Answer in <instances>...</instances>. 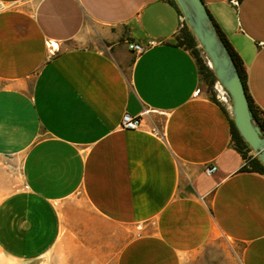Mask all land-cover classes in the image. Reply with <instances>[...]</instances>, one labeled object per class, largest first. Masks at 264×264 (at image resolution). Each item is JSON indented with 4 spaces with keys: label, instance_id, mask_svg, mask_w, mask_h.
<instances>
[{
    "label": "crops",
    "instance_id": "crops-1",
    "mask_svg": "<svg viewBox=\"0 0 264 264\" xmlns=\"http://www.w3.org/2000/svg\"><path fill=\"white\" fill-rule=\"evenodd\" d=\"M202 1L264 115V0ZM178 17L171 0H0L1 255L264 264V174L245 169Z\"/></svg>",
    "mask_w": 264,
    "mask_h": 264
},
{
    "label": "water",
    "instance_id": "water-1",
    "mask_svg": "<svg viewBox=\"0 0 264 264\" xmlns=\"http://www.w3.org/2000/svg\"><path fill=\"white\" fill-rule=\"evenodd\" d=\"M186 26L201 49L216 81L230 97L229 112L234 127L264 167V137L256 124L239 72L231 54L218 36L202 0H174Z\"/></svg>",
    "mask_w": 264,
    "mask_h": 264
},
{
    "label": "trees",
    "instance_id": "trees-1",
    "mask_svg": "<svg viewBox=\"0 0 264 264\" xmlns=\"http://www.w3.org/2000/svg\"><path fill=\"white\" fill-rule=\"evenodd\" d=\"M171 2L178 9L179 14H181V12H180L178 6L176 5V3L174 2V0H171ZM216 29H217L218 36L224 42V44L226 45V47L228 48V50L231 54V57H232L233 62H234L235 66L239 72V75L241 77V80L243 82L245 92H246V87L244 84V68L241 64V61L238 58V56L236 55V53L232 50V48L230 47V45L228 44L226 39L222 36V34L218 30L217 26H216ZM177 40H178V44L180 46L186 48L187 50H189L192 53V55L194 56V58L196 59V62L198 64L202 79L204 80L206 85L209 87V89H211V87L213 86V84L216 81L215 75L210 70V68L206 65L204 59L202 58V56L200 54V52H202V51L200 48L198 49V45L196 44L194 37H193L192 33L190 32V30L188 29V27L186 26V24L184 25L183 29L180 31V34H178ZM246 95H247V93H246ZM247 98H248L249 106H250V109L252 112V116H253L254 120L257 121V112L254 110L248 95H247ZM230 129H231V136H232V140H233L235 148L242 155V158L244 160H246L245 169H250V170L264 174V167L260 163V161L258 160V158L256 156L246 157V152H252V150L244 142V140L241 138V136L239 135L238 131L234 127L232 119H230Z\"/></svg>",
    "mask_w": 264,
    "mask_h": 264
},
{
    "label": "built area",
    "instance_id": "built-area-1",
    "mask_svg": "<svg viewBox=\"0 0 264 264\" xmlns=\"http://www.w3.org/2000/svg\"><path fill=\"white\" fill-rule=\"evenodd\" d=\"M234 4H237V0H232ZM179 21V30L184 27L185 21L182 16V14H179L178 17ZM157 43L154 41H150L146 44H138V43H128V48L131 50L135 55H140L147 49L151 48L152 46L156 45ZM221 89V92L219 91ZM211 90L215 94L216 100L221 103L223 106L226 107V109L229 110L230 108V97L226 90L219 84L218 81H215L213 86L211 87ZM152 111L147 109L144 110L141 114L137 116H132L128 113L123 114L120 122V127L123 130H137L141 128L142 125V119L144 116H148ZM256 124L258 125L261 135L264 137V115L261 113H257V121H255ZM246 164V162H245ZM206 173L208 175H212L216 171V167H207L206 168Z\"/></svg>",
    "mask_w": 264,
    "mask_h": 264
},
{
    "label": "rangeland",
    "instance_id": "rangeland-1",
    "mask_svg": "<svg viewBox=\"0 0 264 264\" xmlns=\"http://www.w3.org/2000/svg\"><path fill=\"white\" fill-rule=\"evenodd\" d=\"M182 29H183V28H181V29L179 30V34H180V31H181ZM198 49H199V47H198ZM200 54H201L202 58L204 59L206 65H207V61H206V59H205L203 53L200 52ZM207 87H208V86H207ZM208 92L210 93V95L212 96V98H214V99L216 100L214 92H213L211 89H209V87H208ZM224 107H225V106H224ZM225 108H226V107H225ZM227 110H228V109H227ZM228 111H229V110H228ZM229 113H230V112H229ZM251 156H255V155L253 154V152H246V157H251ZM245 162H246V160H245ZM220 242H222V241H220ZM0 264H23V263H19L18 261H14V260L8 259V258H6V257H4L3 255L0 254Z\"/></svg>",
    "mask_w": 264,
    "mask_h": 264
},
{
    "label": "bare ground",
    "instance_id": "bare-ground-1",
    "mask_svg": "<svg viewBox=\"0 0 264 264\" xmlns=\"http://www.w3.org/2000/svg\"><path fill=\"white\" fill-rule=\"evenodd\" d=\"M219 91L221 92V89H219Z\"/></svg>",
    "mask_w": 264,
    "mask_h": 264
}]
</instances>
